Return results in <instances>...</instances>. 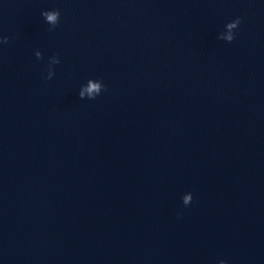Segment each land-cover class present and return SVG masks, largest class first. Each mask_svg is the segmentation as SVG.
Segmentation results:
<instances>
[{"label": "water", "instance_id": "water-1", "mask_svg": "<svg viewBox=\"0 0 264 264\" xmlns=\"http://www.w3.org/2000/svg\"><path fill=\"white\" fill-rule=\"evenodd\" d=\"M0 264H264V0H0Z\"/></svg>", "mask_w": 264, "mask_h": 264}, {"label": "clouds", "instance_id": "clouds-1", "mask_svg": "<svg viewBox=\"0 0 264 264\" xmlns=\"http://www.w3.org/2000/svg\"><path fill=\"white\" fill-rule=\"evenodd\" d=\"M42 15L46 16L48 21H50V22L55 24L57 22V18L61 16V13H60L59 10H53V11H50V12L45 11V12L42 13ZM234 21H235L234 23H229L227 25V27L229 29L238 28L239 25L242 23V18L237 17ZM227 39L229 41H233L235 38L232 35H229L227 37ZM3 41H4V44H7L8 41H9V38L8 37H3ZM98 91H99V85H97V84H92L91 87L88 89V92H89L90 95L93 96V99H95L94 93L98 92ZM81 95H83V94H81ZM189 200H192V196L187 197L185 199L184 203L187 204Z\"/></svg>", "mask_w": 264, "mask_h": 264}]
</instances>
